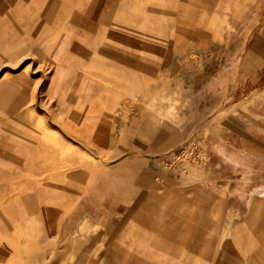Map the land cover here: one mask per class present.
Listing matches in <instances>:
<instances>
[{"label": "rangeland", "instance_id": "1", "mask_svg": "<svg viewBox=\"0 0 264 264\" xmlns=\"http://www.w3.org/2000/svg\"><path fill=\"white\" fill-rule=\"evenodd\" d=\"M263 188L264 0H0V264H264Z\"/></svg>", "mask_w": 264, "mask_h": 264}, {"label": "bare ground", "instance_id": "2", "mask_svg": "<svg viewBox=\"0 0 264 264\" xmlns=\"http://www.w3.org/2000/svg\"><path fill=\"white\" fill-rule=\"evenodd\" d=\"M101 1V0H100ZM118 2V1H117ZM104 5V4H103ZM115 5H116V3H115ZM115 5H114V7H115ZM118 5V4H117ZM108 6V5H107ZM111 6V5H110ZM109 7V6H108ZM111 8H113V6L111 7ZM111 10V9H110ZM115 10V9H114ZM118 10H120V9H118ZM107 14V13H106ZM107 15H109V14H107ZM79 84V83H78ZM82 85V84H81ZM7 88V90L10 88V87H6ZM5 94H6V92H5ZM24 114V113H23ZM14 117V116H13ZM14 120V119H13ZM21 121V120H20ZM15 123H16V121H15ZM17 124H19V123H17ZM17 134V133H16ZM19 136V135H18ZM21 137V136H20ZM22 138H24V136H22ZM13 144V143H12ZM15 145V144H14ZM15 147V146H14ZM14 158H16L15 156H14ZM14 160V159H13ZM18 161V160H17ZM19 161H21V160H19ZM16 163V162H15ZM17 163H19V162H17ZM17 166H19V165H17ZM20 168H22V167H20ZM44 167H41V169H43ZM24 169V168H23ZM27 170V169H26ZM19 171V170H18ZM21 171V170H20ZM43 171H46V172H43ZM41 172L42 173H44L43 174V176H42V179H45V178H47L48 177V175H49V172H48V170L47 169H43V170H41ZM71 172V171H70ZM68 174V173H67ZM67 176H71V175H67ZM35 177V176H34ZM37 177V176H36ZM35 177V178H36ZM54 178V177H53ZM56 178V177H55ZM54 179H52V181H53ZM47 183V182H46ZM45 183V185H47ZM19 184V183H18ZM263 193H264V188H263Z\"/></svg>", "mask_w": 264, "mask_h": 264}]
</instances>
